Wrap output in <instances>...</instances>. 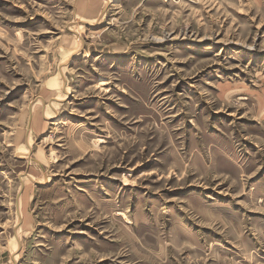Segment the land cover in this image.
Segmentation results:
<instances>
[{"label":"rangeland","instance_id":"obj_1","mask_svg":"<svg viewBox=\"0 0 264 264\" xmlns=\"http://www.w3.org/2000/svg\"><path fill=\"white\" fill-rule=\"evenodd\" d=\"M0 264H264V0H0Z\"/></svg>","mask_w":264,"mask_h":264}]
</instances>
